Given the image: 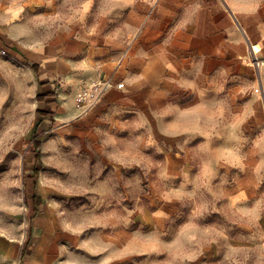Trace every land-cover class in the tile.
I'll return each mask as SVG.
<instances>
[{
    "label": "rangeland",
    "instance_id": "obj_1",
    "mask_svg": "<svg viewBox=\"0 0 264 264\" xmlns=\"http://www.w3.org/2000/svg\"><path fill=\"white\" fill-rule=\"evenodd\" d=\"M87 1L101 0H0V14L18 16L0 24V238L18 258L42 225L85 264H264L263 86L251 60L118 126L104 155L44 127L23 44L58 40ZM229 1L264 15V0Z\"/></svg>",
    "mask_w": 264,
    "mask_h": 264
},
{
    "label": "crops",
    "instance_id": "obj_2",
    "mask_svg": "<svg viewBox=\"0 0 264 264\" xmlns=\"http://www.w3.org/2000/svg\"><path fill=\"white\" fill-rule=\"evenodd\" d=\"M6 14L0 24L18 21L15 11ZM23 45L38 85L36 111L49 112L40 116L44 127L62 138L87 139L104 155V143L118 126L137 117L148 121L170 103L172 92H196L213 74L239 65L252 71V47L264 59V15L229 0L87 1L58 40L32 38ZM102 79L110 86L92 89L91 102L80 105L82 90ZM37 218L46 216L40 212ZM55 235L34 225L32 242L19 258L18 244L0 238V264H85L69 256L67 247L53 246Z\"/></svg>",
    "mask_w": 264,
    "mask_h": 264
},
{
    "label": "built area",
    "instance_id": "obj_3",
    "mask_svg": "<svg viewBox=\"0 0 264 264\" xmlns=\"http://www.w3.org/2000/svg\"><path fill=\"white\" fill-rule=\"evenodd\" d=\"M250 60L251 63L254 65V67L260 71V69L264 68V59H261L257 56L255 50H253L250 53ZM110 86V81L109 79H102L100 81L94 82L91 86L90 89H84L78 96V103L80 105H88L91 102L92 98V89L98 90L100 89L101 91H104Z\"/></svg>",
    "mask_w": 264,
    "mask_h": 264
},
{
    "label": "trees",
    "instance_id": "obj_4",
    "mask_svg": "<svg viewBox=\"0 0 264 264\" xmlns=\"http://www.w3.org/2000/svg\"><path fill=\"white\" fill-rule=\"evenodd\" d=\"M33 69H34V71L35 72H38V65H36V64H34L33 66ZM38 113V115L39 116H47V115H49V112H45V111H38L37 112ZM40 142H37V145H36V147H37V154H36V157L39 159L40 158V152H39V148H40ZM39 171V168L38 167H36L35 168V171H34V175L35 176H37L38 175V172ZM33 199H34V202L36 203V204H38L39 202H40V197L38 196V195H34L33 196ZM24 253H26V247H24L23 248V254Z\"/></svg>",
    "mask_w": 264,
    "mask_h": 264
},
{
    "label": "bare ground",
    "instance_id": "obj_5",
    "mask_svg": "<svg viewBox=\"0 0 264 264\" xmlns=\"http://www.w3.org/2000/svg\"><path fill=\"white\" fill-rule=\"evenodd\" d=\"M253 48V47H252ZM253 50H255L256 54H257V50H256V47L254 46ZM250 64V63H249ZM262 73V75H264V70L263 69H260V74ZM261 78V77H260Z\"/></svg>",
    "mask_w": 264,
    "mask_h": 264
}]
</instances>
